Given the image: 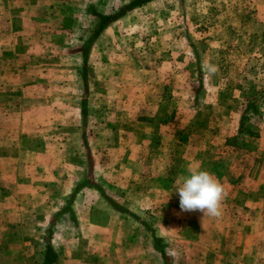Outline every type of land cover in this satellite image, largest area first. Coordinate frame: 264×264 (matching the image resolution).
<instances>
[{"label":"rangeland","instance_id":"1","mask_svg":"<svg viewBox=\"0 0 264 264\" xmlns=\"http://www.w3.org/2000/svg\"><path fill=\"white\" fill-rule=\"evenodd\" d=\"M35 1L0 0V145L12 136L23 154L29 189L18 187L19 198L41 225L82 184L90 198L102 200L97 186L121 206L88 238L59 230L57 250L67 241L83 264H165L154 238L171 264H223V211L247 212L257 190L264 198V0L136 9L91 46L88 97L81 48L98 21L88 9L111 14L129 0H66L56 12ZM189 163L224 187L219 218L181 210L175 185ZM37 229L29 239L38 262L50 238Z\"/></svg>","mask_w":264,"mask_h":264},{"label":"crops","instance_id":"2","mask_svg":"<svg viewBox=\"0 0 264 264\" xmlns=\"http://www.w3.org/2000/svg\"><path fill=\"white\" fill-rule=\"evenodd\" d=\"M24 1L28 6L33 0ZM40 2L50 3V7L53 6V10L56 12L66 0H36L33 4L39 5ZM6 139L8 140L6 148L3 144V146L0 145V264H44L46 246L43 245L39 249L41 259L37 262L32 254V250L37 248V243L32 239L30 241L29 237H35L38 231L37 227L42 226L43 230L48 229L56 210L53 207V212L52 209L51 212H47L45 223L41 225L37 223L35 209L30 210V207L27 206L28 200L19 198L16 189L26 187L28 190L29 180L21 182L20 172L25 167L22 160L23 154L16 146H13L14 138L12 136H7ZM1 140L0 136V144ZM262 176H264L263 173L261 176L258 174L257 186L259 189L264 188V181H261ZM85 190L89 191L88 187L77 193L68 208L73 212L76 222L73 221V216L65 210L60 212L52 228L53 235L50 243L57 255L54 264H83L81 258L75 260L71 253H68L67 241L61 244L60 252L57 250L55 238L59 230L68 239L71 238L73 232L88 238L90 234H94L98 230L97 226V228L93 226L94 222L103 216H111L119 212L103 196L102 200L99 198L96 200L94 196L90 198L88 194H84ZM247 200L254 204L247 212L235 209L239 203L238 200L233 201L235 202L232 206L235 209L233 213L223 211V229L221 230L223 234V245L221 246L223 264H264V198L258 197L257 190L253 199ZM50 201L52 204L55 203L53 199ZM21 202L24 204L22 207H20ZM243 213H245L244 217L247 218V221L245 228L241 230L238 227L237 219H240ZM230 219L231 221L227 224ZM62 228L65 229L61 231ZM217 231L214 228L209 233L216 236ZM26 235L27 239H21ZM62 246L66 249L62 250ZM64 250H67V256L61 254H64Z\"/></svg>","mask_w":264,"mask_h":264},{"label":"trees","instance_id":"3","mask_svg":"<svg viewBox=\"0 0 264 264\" xmlns=\"http://www.w3.org/2000/svg\"><path fill=\"white\" fill-rule=\"evenodd\" d=\"M154 0H129V2L114 10L111 14H102L100 12H98V10L94 7H90L88 9L89 14H91L92 16L97 18V24L95 25V28L93 30L92 36L90 38V40L88 42L85 43V45L81 48V53H82V59H83V71H82V79H83V85H84V92H85V96L88 97L89 95V54H90V49L91 46L102 37V35L116 22H118L119 20L125 18L127 15H129L131 12L135 11L136 9L145 6L149 3H151ZM82 115L84 120L87 119L88 117V100L84 99L83 103H82ZM83 142L85 145V148L87 149L88 153H89V165L91 167L92 170V165H93V160H92V156H91V152H90V146H89V142L86 136V133L83 134ZM87 184H82L80 185L77 190L75 191V193L71 196L69 205H71L70 203L73 202L75 196L77 195V193L79 191H81V189H83L84 187H86ZM99 190V192L101 193V195L103 196V198H105L116 210H118L119 212H124V210H122L115 201L111 200L105 193L104 191L99 188V187H95ZM67 213H70L73 216V221L76 222V219L73 215V212L69 209H67L66 211ZM59 215V214H58ZM58 215L54 216V219L51 221L50 223V228L48 229V235H49V241L46 244V254H45V259H44V264H54L55 261L57 260V255L51 245V237L53 235V226L55 225V221L58 217ZM141 224H143L141 222ZM146 225V224H144ZM154 242H155V247L157 249V251H159V253L161 254L165 264H171L170 259L165 251V246H158V243H162L163 241L159 238H154Z\"/></svg>","mask_w":264,"mask_h":264},{"label":"clouds","instance_id":"4","mask_svg":"<svg viewBox=\"0 0 264 264\" xmlns=\"http://www.w3.org/2000/svg\"><path fill=\"white\" fill-rule=\"evenodd\" d=\"M214 72V68H209ZM187 175L177 180L175 192L180 197L182 211H199L203 218H219L222 215V201L225 189L208 170L199 169L191 163L186 168Z\"/></svg>","mask_w":264,"mask_h":264}]
</instances>
